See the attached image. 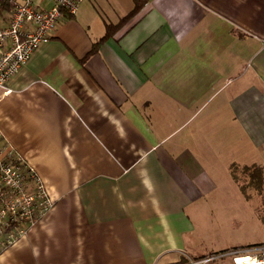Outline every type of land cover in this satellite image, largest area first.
<instances>
[{"label":"crops","instance_id":"crops-1","mask_svg":"<svg viewBox=\"0 0 264 264\" xmlns=\"http://www.w3.org/2000/svg\"><path fill=\"white\" fill-rule=\"evenodd\" d=\"M144 1L83 0L0 87L53 202L0 264H187L264 185V0Z\"/></svg>","mask_w":264,"mask_h":264},{"label":"built area","instance_id":"built-area-1","mask_svg":"<svg viewBox=\"0 0 264 264\" xmlns=\"http://www.w3.org/2000/svg\"><path fill=\"white\" fill-rule=\"evenodd\" d=\"M0 18V87L29 59L39 43L53 36L60 16L74 14L83 0H8ZM46 3H48L46 5ZM43 181L25 157L0 133V252L26 235L53 204ZM230 256L233 264H264V242L220 250L187 264Z\"/></svg>","mask_w":264,"mask_h":264},{"label":"rangeland","instance_id":"rangeland-1","mask_svg":"<svg viewBox=\"0 0 264 264\" xmlns=\"http://www.w3.org/2000/svg\"><path fill=\"white\" fill-rule=\"evenodd\" d=\"M7 12L8 10L2 11L0 18H5ZM251 172L252 170H247V173ZM247 173L245 179L242 176L239 178L244 182L241 187L245 190V197L240 200L230 198L222 203L226 217H222L223 224L212 234L214 245L223 247V250L264 242V185H254ZM230 258V256L221 257L209 264Z\"/></svg>","mask_w":264,"mask_h":264},{"label":"trees","instance_id":"trees-1","mask_svg":"<svg viewBox=\"0 0 264 264\" xmlns=\"http://www.w3.org/2000/svg\"><path fill=\"white\" fill-rule=\"evenodd\" d=\"M144 0H134V7L133 9L127 14L125 15V17L123 16V18L121 19L120 22H122L123 20H126L127 18L131 17L133 14H135L144 4ZM11 2H9L8 0H0V13L4 10H9L11 8ZM109 31L107 30L105 35H108Z\"/></svg>","mask_w":264,"mask_h":264}]
</instances>
